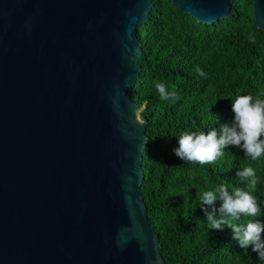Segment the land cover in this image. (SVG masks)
<instances>
[{"label": "water", "instance_id": "95a60500", "mask_svg": "<svg viewBox=\"0 0 264 264\" xmlns=\"http://www.w3.org/2000/svg\"><path fill=\"white\" fill-rule=\"evenodd\" d=\"M198 23L232 0H171ZM154 0H0V264H167L132 97ZM264 31V0H254Z\"/></svg>", "mask_w": 264, "mask_h": 264}, {"label": "trees", "instance_id": "16d2710c", "mask_svg": "<svg viewBox=\"0 0 264 264\" xmlns=\"http://www.w3.org/2000/svg\"><path fill=\"white\" fill-rule=\"evenodd\" d=\"M154 3L138 31L144 56L132 97L148 121L141 193L160 253L167 264H264L251 248H239L231 228L210 230L204 209L212 206L199 203L201 191L220 183L244 186L237 173L252 166L264 211V158L251 161L230 146L214 163L200 165L174 153L180 135L229 123L237 95L264 94V31L255 24L254 0H232L231 16L212 25L198 23L171 0ZM157 83L178 99L161 100ZM221 204L218 199L217 217Z\"/></svg>", "mask_w": 264, "mask_h": 264}, {"label": "clouds", "instance_id": "9594fccd", "mask_svg": "<svg viewBox=\"0 0 264 264\" xmlns=\"http://www.w3.org/2000/svg\"><path fill=\"white\" fill-rule=\"evenodd\" d=\"M196 71L205 75L202 69ZM156 89L163 101L177 100L175 91L169 92L163 83H157ZM233 119L220 124L210 131L184 133L178 138L175 155L181 160L200 165L212 164L225 155L230 146L243 151L246 158L259 161L264 158V94L253 96L237 95L231 100ZM237 175L244 186L233 187L220 183L199 193L200 206H212V211L204 209L207 227L210 230H222L225 226L233 231V239L239 248L258 254L264 261V211L260 201L254 195L260 177L252 166L244 167ZM222 201L217 217V200Z\"/></svg>", "mask_w": 264, "mask_h": 264}, {"label": "bare ground", "instance_id": "6f19581e", "mask_svg": "<svg viewBox=\"0 0 264 264\" xmlns=\"http://www.w3.org/2000/svg\"><path fill=\"white\" fill-rule=\"evenodd\" d=\"M140 110H141V108H139ZM141 113H142V111H141Z\"/></svg>", "mask_w": 264, "mask_h": 264}]
</instances>
